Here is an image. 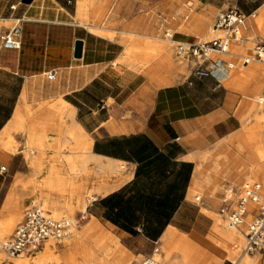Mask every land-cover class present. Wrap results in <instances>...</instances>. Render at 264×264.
I'll return each instance as SVG.
<instances>
[{"label":"crops","instance_id":"obj_1","mask_svg":"<svg viewBox=\"0 0 264 264\" xmlns=\"http://www.w3.org/2000/svg\"><path fill=\"white\" fill-rule=\"evenodd\" d=\"M110 1L0 0V222L17 217L32 198L50 191V183L68 184L67 170L73 168L77 205L88 193L94 199L78 212L79 235L60 249L67 264H113L100 261L99 247L114 249L116 243L135 257L159 256L157 264H240L242 253L235 261L229 258L241 240L210 216L224 206L227 194H207L202 182L205 171L243 164L237 162V148L228 146L236 145L242 130L245 95L233 84L226 59L207 61L199 74L195 60L178 57L176 49L179 43L205 41L216 12L237 8L247 21L262 11L264 0L202 4L200 22L175 30L168 40L176 45L175 57L196 65L186 76L168 55L170 62L159 70L155 64L161 61L148 64L154 50L149 42L115 28L132 23L135 4ZM188 7L193 14V4ZM108 8L112 12L106 13ZM18 25L21 33L11 35ZM255 31V23H247L242 50L259 43L258 37L249 38ZM7 36L18 48L4 47ZM74 129L81 131L77 138ZM67 143L74 151L58 150ZM71 153L69 166L47 156ZM230 180L243 181L238 174ZM200 192L203 200L196 197Z\"/></svg>","mask_w":264,"mask_h":264},{"label":"rangeland","instance_id":"obj_2","mask_svg":"<svg viewBox=\"0 0 264 264\" xmlns=\"http://www.w3.org/2000/svg\"><path fill=\"white\" fill-rule=\"evenodd\" d=\"M112 1L113 0H111L108 5H110ZM120 1L121 0H118V3ZM125 1H130L135 4L134 8L132 9V15H131L132 17L131 19H133V21L132 23H130L131 25L128 24L125 27H122L120 24H116L115 28H119L116 30L125 31V32H133V33L139 34L143 38V40L149 42V46L152 47L154 50H156V52H154V50L153 52H151V55H153L154 57L153 62L155 61L160 62V59L165 60L167 57V52L171 51L174 54V58L170 59L172 61V64L175 63L176 65H178L181 68L180 73L186 76L189 74L190 69L196 66L195 62L192 60H189V61H183L182 59L178 60L175 57L176 45L175 44L172 45L171 44L172 41L168 42V40L171 39V36L174 34L175 30L177 29L184 30L189 25L195 24L196 22H200L201 20L200 8L202 4L217 5L223 2L224 0H125ZM188 4H193V9L195 10L193 14L191 13L192 8L188 7ZM228 9H231V8H226V10L224 11L216 12L211 17V19L207 23L208 31L211 32L212 30V32H214L213 25H214L216 18L219 15H221L223 12L227 11ZM263 11H264V8L262 9L261 12L255 15L254 19L251 18V20L254 23L258 22L261 18ZM103 12L104 11L98 12V20H101L103 18V14H104ZM105 12L106 13L112 12V10L108 8L105 10ZM188 17L189 19L187 20ZM11 27L12 25L7 26V28H11ZM214 33H215V36L211 38L207 37L205 41L198 40V42H208L213 39L223 37V34L220 32L218 33L214 32ZM256 37L259 38L260 40L259 43L252 44L249 50L247 51L242 50V44L244 40L247 38L246 33H245V26H244L243 29L241 30L239 41L231 42L229 50H228L230 53L229 55H213L209 59V61L226 59L227 68L232 72L233 84L237 77L242 78L244 80L241 82L243 85L239 86L237 84H234L235 86H239L241 90L243 89V94L245 95L244 97L245 107H244V115L242 118V130L240 131V133H242V135L245 136L244 139H246L248 135H251L253 133V128L256 123V120L251 117H253V113L255 114L257 112V110L254 109L256 105L258 107L259 116L264 117V103L259 104L262 100H264V68L263 66L255 62L251 63L248 66L247 71H245L243 67V60L245 58H252L254 55L255 48L258 45L264 43V26L261 29H259L256 25L255 34L249 38L254 40ZM163 64H166V63H163ZM163 64L161 65L155 64L156 69L159 70V68L163 66ZM244 72L245 74H242ZM250 73H253V75L250 78L245 77V75L250 74ZM258 74H262V75H258ZM254 76H256L255 79H253ZM255 83H259L258 88H255ZM254 88H255L254 94L250 95ZM246 118H250V119L244 124L243 121ZM235 144H236L235 146L229 145L228 148L233 152H236V148H237V152L239 154L238 156H240L237 158V162H241L242 160L243 164L236 167L235 170L234 169H224L221 171H215L213 173H211V171H205L207 174V177L205 178V180L206 179L207 180L206 181L204 180L202 182V188L205 189L206 187L208 189L207 194H213V191H217V190H219L222 193L226 192L227 194V198H226V202L224 206L222 204L219 205L216 215L210 214V216L215 221H217L222 227H224V229L228 228L227 227L228 222L226 218L227 215L225 214V216L220 217L219 210H222L223 207H226V206H233L245 185L249 183L260 184L262 187L261 188L262 193L264 194V184H263L264 180H261V176L259 179L256 178L255 176L257 174L256 172H258L257 171L258 163L255 160H253L255 161L254 163H251L253 156L256 155L255 152L258 149L256 143L246 142L245 143L246 148L245 150H242V151L239 150L238 144L237 143ZM31 145H33V143H31ZM65 149H67V151H70V150L74 151V148L70 147V143H67L66 146L64 147H61V148L58 147L59 151H64ZM27 151H29V149ZM25 155H27V153ZM41 155H44V154H41ZM47 156H52L54 158V161H57V162L63 161L68 166L73 164V161H74L73 153L68 154L66 156L64 154H51V155L48 154ZM210 158L211 156L208 154L206 156H203L200 159V161L205 163ZM3 166L6 167L7 166L6 163L3 162ZM71 171L72 169L67 170L68 184L62 185V187H57L58 185L54 186L52 185V183L49 182L51 184L49 186L50 191L46 192V194L35 196L34 198L31 199L29 203L35 202V203L40 204L42 208L45 209V211H47L50 214H52L54 210L58 209L55 206H53L54 203L52 202L62 203L61 205L62 207L59 208L60 211L65 213V211L67 210L66 215L68 214L70 215L68 216L62 215L63 217L59 216V217H56V219L67 218V219L76 221L78 212L79 213L84 212V209L81 207L82 202L79 203V205H77L75 186L73 185L74 172H71ZM210 174L212 175V178H208L210 177ZM233 174H238L243 179V181L239 185L232 184L230 180V176ZM40 175L41 174H39V176ZM43 180L46 181L47 176L43 177ZM91 196L92 194L90 193L86 194L84 198L86 200L83 203H85L87 199ZM196 197L203 200L205 198V194L203 192H200L196 194ZM222 202L223 201H221V203ZM251 206L255 207L254 205H251ZM25 209L26 208L24 207L19 212L17 217L10 218V219L0 222V229L4 230L1 232V236H0V239L2 241H7L12 237L17 226L23 221ZM250 222L251 221L247 223L243 222V224H241L238 229L234 231L230 230L233 236H236L237 238L241 240V244L239 248H237L233 253L234 255H232V257L229 258L230 261H235L241 255L244 249V246H245L244 237H245V234L247 233L246 232L247 227H249L248 224ZM6 228L8 229L5 230ZM78 235H79V232L75 230L72 236L66 241H64L62 246H57V245L48 243L44 245L43 247L36 249L33 254H30L28 256L22 255L19 258H10L4 254H0V263L10 264V262L14 260L24 259L26 262L25 264H33V263L34 264H64V263L67 264L66 255H63L62 253L64 252H60V249L61 248L68 249L70 245L72 244L73 240ZM99 248H100V252L103 255L102 258H100L101 259L100 261H102L105 258L113 260L112 254L115 250V247L113 249V248L103 245ZM46 250H48L51 253L49 256L36 257L37 253L46 251ZM63 257L65 260L63 259ZM146 257L147 256L135 257L133 255L132 264H141L144 258ZM250 259L255 261L254 264H264V250L261 253H255L250 256L244 255L240 261V264H246L247 261L250 263L251 262ZM155 260L158 263L161 262V259L159 258H155ZM71 264H74V262H72Z\"/></svg>","mask_w":264,"mask_h":264},{"label":"built area","instance_id":"obj_3","mask_svg":"<svg viewBox=\"0 0 264 264\" xmlns=\"http://www.w3.org/2000/svg\"><path fill=\"white\" fill-rule=\"evenodd\" d=\"M245 21L246 17L241 11L237 8L229 9L219 15L213 25L214 31L222 33L223 37L208 42L179 43L176 49L178 57L194 59L197 64V72L201 74L204 64L209 61L211 56L227 54L231 42L239 40ZM20 33L21 27L18 25L12 30L11 35ZM3 42L4 47L8 49L18 48L10 36L5 37ZM253 62L264 68V43L255 48L252 58L243 60V65L247 66ZM54 76L51 73L48 78L53 79ZM1 170L5 171V168L3 167ZM249 205L256 206L257 215L245 234L242 255L254 254L264 248V194L261 186L257 183L246 185L234 207L226 206L220 210L221 215L228 214V224L235 228L248 216ZM78 226L79 221L67 218L56 219L40 204L33 202L26 207L23 221L17 226L12 237L7 241L0 240V252L10 258H19L22 255L31 254L48 243L62 246ZM141 264H157V262L154 257L150 256L144 258ZM229 264H239V262H230Z\"/></svg>","mask_w":264,"mask_h":264},{"label":"bare ground","instance_id":"obj_4","mask_svg":"<svg viewBox=\"0 0 264 264\" xmlns=\"http://www.w3.org/2000/svg\"><path fill=\"white\" fill-rule=\"evenodd\" d=\"M255 17V16H254ZM252 18V17H251ZM251 18H247V21H246V23H245V25L244 26H246L247 25V23H251ZM254 23V22H253ZM255 25H257V27L259 28V29H261L263 26H264V11L262 12V15H261V18H260V20L258 21V22H256L255 23ZM263 31V30H262ZM92 32H94V33H96V34H98V35H100V36H103V37H108V38H110V39H115L116 38V36L115 35H110V34H106V33H104V32H97V31H95V30H92ZM213 36H215V33L214 32H210L209 33V35H208V38H211V37H213ZM206 40V39H205ZM124 45L126 46V48H128V46L130 45V43L129 42H127V41H125L124 42ZM148 45H149V43H148ZM167 55H168V58L169 59H171V58H174V54L170 51V52H167ZM153 59H154V57H153V55H148L147 56V60H149L148 61V64H152L153 65ZM160 61H161V63L163 64V63H168V62H170L168 59H165V60H161L160 59ZM253 75V73H250V74H247V75H245V77H248V78H250L251 76ZM255 77L256 76H254V78L253 79H255ZM241 81H242V79L240 78V80L238 79L237 80V82H234V84H237V85H241ZM264 103V100H262L259 104H263ZM65 109H66V113H68V115H69V117H72V113L70 112V108L69 107H67V106H65ZM255 110H257V112L254 114L253 113V117H251V118H254L255 120H256V123H255V125H254V128H253V133L251 134V135H248L247 137H246V139H244L245 138V136L244 135H242V133H240V134H238V136H237V138H236V140H235V142L238 144V148H239V150H245V143L247 142V143H250V142H252V143H256V145H257V150H256V155L255 156H253V159L252 160H255L257 163H258V172H256L257 174L255 175L256 176V178H260V176H261V180H264V161H263V159H264V117H260L259 116V113H258V107H257V105L255 106V108H254ZM250 118H246L245 120H244V122H247L248 120H249ZM80 134H81V131H80V129H74L73 131H72V135L74 136V138H77V136H80ZM246 135H247V133H246ZM83 136V135H82ZM83 140V139H82ZM246 140V141H245ZM83 144L82 145H84L83 147H85L86 149L89 147L88 146V140L85 138V140L82 142ZM30 155H32V154H30ZM71 172H74V169L72 168V171ZM264 182V181H263ZM264 184V183H263ZM260 185V184H259ZM261 186V185H260ZM262 188V187H261ZM94 199V196L92 195L91 197H89L88 199H87V201L85 202V203H81V207L84 209V211H85V208H86V206H87V204L88 203H90L92 200ZM52 203H54L53 204V206H55L56 208H58V209H56V210H54L53 212H52V216L54 217V218H56V217H59V216H62V215H65V216H68V215H70V214H68V215H66V211H65V213H63L62 211H60V209L59 208H61L62 206V203H56V202H52ZM64 205V204H63ZM234 206V205H233ZM51 207V206H50ZM45 210V209H44ZM257 208H256V206L255 207H253V206H251V205H249L248 206V216L246 217V219L245 220H243L242 221V223L241 224H243V222L244 223H247V222H249V221H251L249 224H248V226L250 227V225L252 224V221H253V217H254V215H256L257 214ZM68 213H70V212H68ZM226 215H228L227 213H225ZM225 214H223L222 216H225ZM63 217V216H62ZM226 218H227V216H226ZM228 222V221H227ZM240 224V225H241ZM239 225V226H240ZM239 226L238 227H231L229 224H228V228L227 229H229V230H236V229H238L239 228ZM249 227H247V231H248V229H249ZM8 228H10V227H8ZM8 228H6L5 230H7ZM2 231H4V230H1L0 229V236H1V232ZM246 231V232H247ZM51 253L48 251V250H46V251H42V252H39V253H37L36 254V257H42V256H49ZM113 264H132V257H133V255L132 254H130V253H128L127 251H125V250H123L120 246H119V244H115V250H114V252H113ZM155 258H159L160 259V257L159 256H156ZM26 262H25V260L24 259H17V260H14V261H12V262H10V264H25ZM249 262L247 261L246 262V264H248Z\"/></svg>","mask_w":264,"mask_h":264},{"label":"water","instance_id":"obj_5","mask_svg":"<svg viewBox=\"0 0 264 264\" xmlns=\"http://www.w3.org/2000/svg\"><path fill=\"white\" fill-rule=\"evenodd\" d=\"M31 0H23V3H30ZM81 53H82V43L78 42L76 44V57L79 58L81 56Z\"/></svg>","mask_w":264,"mask_h":264}]
</instances>
